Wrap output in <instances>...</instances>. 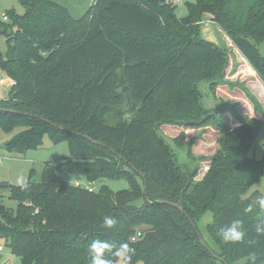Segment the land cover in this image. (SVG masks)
I'll use <instances>...</instances> for the list:
<instances>
[{"label":"trees","instance_id":"16d2710c","mask_svg":"<svg viewBox=\"0 0 264 264\" xmlns=\"http://www.w3.org/2000/svg\"><path fill=\"white\" fill-rule=\"evenodd\" d=\"M171 1L93 0L76 20L49 0H20L24 14L9 11L10 27L0 23L6 42L0 72L13 81L8 98L0 100V129L10 134L24 128L4 148L37 149L46 136L53 144L66 142L70 153L56 166H44L39 182L31 174L25 186H9L18 206L14 214L0 206V238L20 264H90L94 239L128 242L133 264H229L264 252V236L254 231L258 210L243 211L258 194L246 196L249 188L264 176V158L247 157L258 123L225 138L223 156L193 187L169 147L148 131L137 103L129 120L115 106L94 110L107 94L121 102L118 91L128 89L136 97L129 82L144 80L157 90L175 87L173 111L190 113L194 102L178 77L201 61L186 36L204 15L223 28L264 84L257 49L264 43V0H194L180 18ZM85 74L89 81L78 96ZM110 112L116 123H109ZM61 174L83 176L88 184L125 179L130 189L90 192L65 183ZM207 213L212 246L201 242L196 227ZM106 216L117 222L111 229L103 225ZM236 218L244 239L226 245L217 233ZM136 233L140 237L131 242Z\"/></svg>","mask_w":264,"mask_h":264},{"label":"rangeland","instance_id":"374dc122","mask_svg":"<svg viewBox=\"0 0 264 264\" xmlns=\"http://www.w3.org/2000/svg\"><path fill=\"white\" fill-rule=\"evenodd\" d=\"M64 7L73 19L82 18L93 5V0H49ZM170 2V1H169ZM172 2V1H171ZM194 0H179L176 3L174 18L187 14V3ZM197 10V8H196ZM9 11L22 16L24 9L20 0H0V23L10 27V21L5 17ZM191 51L199 54L200 63L193 71L179 74L178 85L193 100L194 109L188 114L173 111L172 100L176 88L157 90L146 81H130L129 87L139 101L128 89L118 91L122 100L112 98L109 94L95 103L97 112L101 106L118 108L124 119H131L136 113L134 105H139V113L145 118L148 131L166 144L171 154L181 165L184 176L191 177V184H199L211 169L216 157L223 156L222 145L225 138L232 132L245 133L258 123V134L248 151L247 157L253 161L264 158V84L232 44L223 28L208 15L193 23ZM137 38L133 33H128ZM264 57V43L257 45ZM6 50V42L0 36V54ZM7 76L0 72V100L8 98L11 86ZM89 81L87 74L83 75L78 89ZM114 112L108 114L109 123L118 120ZM202 121L208 122L200 126ZM244 131L241 132V130ZM24 128H16L6 134L0 129V183L7 182L9 186H25L32 174V180L39 182L46 165L56 166L70 158L66 142L53 144L48 137L43 138V144L37 149L21 152H8L4 143L14 134ZM63 181L69 185L91 187L95 192L102 186L113 192L129 190L130 185L125 179L99 180L88 184L83 176L61 174ZM192 189V188H191ZM190 189V190H191ZM258 191L264 192V176L249 188L246 196ZM0 206L14 214L18 202L11 198L9 187H0ZM0 217V222H1ZM212 221L210 213L205 214L196 223L201 241L208 245L211 239L206 233V225ZM203 235V236H202ZM0 264H20V260L10 254L7 242L0 238ZM229 264H264V252Z\"/></svg>","mask_w":264,"mask_h":264},{"label":"clouds","instance_id":"9594fccd","mask_svg":"<svg viewBox=\"0 0 264 264\" xmlns=\"http://www.w3.org/2000/svg\"><path fill=\"white\" fill-rule=\"evenodd\" d=\"M254 209L258 210L254 231L258 236H264V192H258L254 201H250L243 211L247 214L253 212ZM116 223L111 216L104 217L105 228L111 229ZM217 235L226 245L242 241L245 236L242 220L239 218L231 220L219 229ZM132 239L135 240V237ZM134 251L128 242L115 244L104 239H94L88 245L87 255L90 264H133Z\"/></svg>","mask_w":264,"mask_h":264},{"label":"built area","instance_id":"2783aa9c","mask_svg":"<svg viewBox=\"0 0 264 264\" xmlns=\"http://www.w3.org/2000/svg\"><path fill=\"white\" fill-rule=\"evenodd\" d=\"M172 1H173V3H176V2H178L179 0H172ZM12 85H13V83H12ZM87 189H88V191H90V192L93 190L91 187H87ZM133 237H135V240L132 239ZM133 237L131 238V242H135V241L137 240V238L140 237V233H136Z\"/></svg>","mask_w":264,"mask_h":264},{"label":"water","instance_id":"95a60500","mask_svg":"<svg viewBox=\"0 0 264 264\" xmlns=\"http://www.w3.org/2000/svg\"><path fill=\"white\" fill-rule=\"evenodd\" d=\"M168 0H160V2L162 4L166 3ZM0 187H9V184L7 182H1L0 183ZM180 210H182L180 207H179ZM203 243V241H201Z\"/></svg>","mask_w":264,"mask_h":264},{"label":"crops","instance_id":"0c3cea01","mask_svg":"<svg viewBox=\"0 0 264 264\" xmlns=\"http://www.w3.org/2000/svg\"><path fill=\"white\" fill-rule=\"evenodd\" d=\"M6 80L8 81L9 85L11 86L13 81H11L10 79L6 78Z\"/></svg>","mask_w":264,"mask_h":264}]
</instances>
